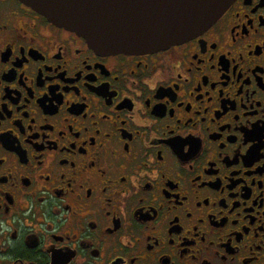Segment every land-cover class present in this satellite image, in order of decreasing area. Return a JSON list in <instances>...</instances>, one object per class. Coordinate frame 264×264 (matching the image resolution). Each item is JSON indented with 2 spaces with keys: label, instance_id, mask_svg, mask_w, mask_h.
Segmentation results:
<instances>
[{
  "label": "flooded vegetation",
  "instance_id": "obj_1",
  "mask_svg": "<svg viewBox=\"0 0 264 264\" xmlns=\"http://www.w3.org/2000/svg\"><path fill=\"white\" fill-rule=\"evenodd\" d=\"M0 264H264V0L140 53L0 0Z\"/></svg>",
  "mask_w": 264,
  "mask_h": 264
},
{
  "label": "water",
  "instance_id": "obj_2",
  "mask_svg": "<svg viewBox=\"0 0 264 264\" xmlns=\"http://www.w3.org/2000/svg\"><path fill=\"white\" fill-rule=\"evenodd\" d=\"M102 53H140L185 41L233 0H20Z\"/></svg>",
  "mask_w": 264,
  "mask_h": 264
}]
</instances>
